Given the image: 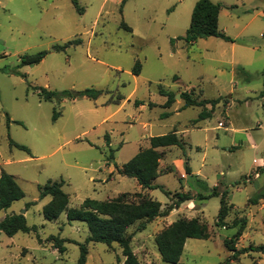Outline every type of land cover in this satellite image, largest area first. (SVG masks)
I'll list each match as a JSON object with an SVG mask.
<instances>
[{
    "label": "rangeland",
    "instance_id": "obj_1",
    "mask_svg": "<svg viewBox=\"0 0 264 264\" xmlns=\"http://www.w3.org/2000/svg\"><path fill=\"white\" fill-rule=\"evenodd\" d=\"M78 1L82 14L72 0H0V177L13 175L25 192L0 211V221L21 214L37 229L12 237L0 231V264H78L84 245L87 264L125 261L117 243L87 244L88 226L69 221L67 212L47 221L43 209L51 197L41 199L40 187L65 181L69 209L87 199L108 201L142 192L137 180L120 169L149 148L152 137L174 131L182 146L164 150L155 184L194 199L144 231L137 233L140 223L129 229L141 264H168L157 236L177 220L194 218L208 226L210 238L189 239L179 264H264L259 252L233 260L225 245L243 220L237 250L264 245V200L249 202L264 189V0H212L223 5L219 29L234 42L211 37L192 45L177 39L186 35L200 0H128L123 6L117 0ZM79 39L82 43L66 52L57 50ZM39 52H47L40 64L23 65L22 57ZM138 61L142 69L136 76ZM37 88L103 93L97 100L45 101ZM160 88L219 103L206 107L211 117L194 129L192 122L203 108L183 109L185 101L178 98L166 109ZM55 112L60 113L57 120ZM216 187L220 194L228 191L232 206L225 227L217 225L221 197H209ZM146 192L163 209L175 200L161 188ZM52 237L66 240L64 254L54 248Z\"/></svg>",
    "mask_w": 264,
    "mask_h": 264
},
{
    "label": "trees",
    "instance_id": "obj_2",
    "mask_svg": "<svg viewBox=\"0 0 264 264\" xmlns=\"http://www.w3.org/2000/svg\"><path fill=\"white\" fill-rule=\"evenodd\" d=\"M75 8L82 14L84 9L80 7L78 0H72ZM127 2L123 0L122 6ZM223 9L220 3H214L212 0H200L193 11L191 24L184 37L177 40H184L187 44H195L200 39H208L211 37L220 38L226 42H234V40L227 36L219 29V16ZM122 27L132 32L131 28L122 23ZM175 41L173 40L172 43ZM82 43V40H75L68 42L64 46L57 47L58 51L66 52L69 48L77 46ZM47 56V52H39L34 55H26L22 57L23 65H38ZM142 64L138 61L133 69V74L139 76L141 74ZM241 74L247 79L250 75L241 70ZM177 80V79H176ZM40 91L39 96L45 101L64 100L68 98L87 97L92 100H97L103 91L96 89H86L80 92L77 96H73L69 91H50L46 88H37ZM159 93L167 98V102L163 105L164 108L170 109L175 103L176 94L165 91L160 88ZM264 98V91L261 95ZM181 98L185 101L183 109L189 107H202L203 110L197 120L192 122L196 125L202 120L211 117L213 112L206 109L207 105L213 104V107L219 103V100H202L197 101L190 94L184 93ZM136 105H144L143 102H136ZM150 104V107H153ZM58 112H55L54 120L59 117ZM169 114L166 113L165 116ZM107 145L111 147L110 136L106 135ZM11 146L24 150L30 153V149L26 146L20 145L11 141ZM182 143L176 131L171 134L159 137H152L150 139V147L140 152L128 163L124 164L120 169V174L128 178L136 179L143 190H154L161 188L163 192L170 198H175L172 204L163 209L162 203L154 200L147 194L124 193L119 197L108 200L98 201L93 199L85 200L80 208L69 209L70 197L64 192L63 186L65 181L49 182L45 186L40 187V197L44 199L51 197V202L43 209L44 218L47 221L53 222L60 218V216L67 212L69 221H80L85 223L90 235L87 238L89 243H104L112 246L117 243L122 249L125 261L119 259L118 264H141L132 247L133 234H128L129 229L137 223H140L137 233L144 231L147 224L155 221L160 217L169 216L175 209H179L182 204L193 200L194 197L189 193H175L167 191L164 187L155 184L156 180L162 174L160 170V162L163 158L164 152L161 149L170 147H181ZM185 171L191 174V168L186 166ZM219 187V186H218ZM216 187L209 197L220 196L221 208L218 215L217 225L226 226L225 220L228 217L231 205L228 203V191L222 194L218 193ZM25 192L18 183L17 179L6 172H3L0 177V211L7 210L12 205L23 199ZM207 197V198H209ZM206 198V197H201ZM264 200V189L249 199L250 204L258 205ZM246 220H243V225L240 230L231 239L225 241L227 249L233 253V260L237 259V254H244L245 252H259L264 255V245L258 247H250L248 249L237 250V242L242 237ZM36 228L28 226L26 217L24 215L7 216L0 221V231L12 237L16 234L31 233L36 231ZM210 238L208 226L201 223L200 219L194 218L191 220L180 219L171 224L167 229L163 230L157 238L156 243L162 261L168 264H179L184 255L186 243L189 239L207 240ZM54 241V248L64 254L67 250L65 247L66 240L59 237H52ZM89 255V248L87 245L81 247V256L78 264H87Z\"/></svg>",
    "mask_w": 264,
    "mask_h": 264
},
{
    "label": "crops",
    "instance_id": "obj_3",
    "mask_svg": "<svg viewBox=\"0 0 264 264\" xmlns=\"http://www.w3.org/2000/svg\"><path fill=\"white\" fill-rule=\"evenodd\" d=\"M128 1V0H127ZM117 2L119 3V2H123V0H117ZM127 101H129V99L127 100ZM166 102H167V100H166ZM165 102V103H166ZM164 103V104H165ZM208 106V105H207ZM173 107V106H172ZM171 107V108H172ZM141 108H144V105H141ZM170 108V109H171ZM177 111L179 112L180 110L179 109H177ZM194 129H201V127H200V125H199V123H197L194 127H193ZM171 148V147H170ZM168 149V148H167ZM167 149H161L160 151H162V152H164V150H167ZM160 170H161V166H160ZM162 171V170H161ZM139 184V183H138ZM139 190H141L142 192H137V193H143V194H147V192L146 191H150V190H143L142 189V187L139 185ZM148 195V194H147Z\"/></svg>",
    "mask_w": 264,
    "mask_h": 264
},
{
    "label": "water",
    "instance_id": "obj_4",
    "mask_svg": "<svg viewBox=\"0 0 264 264\" xmlns=\"http://www.w3.org/2000/svg\"><path fill=\"white\" fill-rule=\"evenodd\" d=\"M73 95H74V96H77L78 93H73ZM178 98L180 99V98H181V95H177V96H176V99H178Z\"/></svg>",
    "mask_w": 264,
    "mask_h": 264
},
{
    "label": "built area",
    "instance_id": "obj_5",
    "mask_svg": "<svg viewBox=\"0 0 264 264\" xmlns=\"http://www.w3.org/2000/svg\"><path fill=\"white\" fill-rule=\"evenodd\" d=\"M219 127H223V123H220V124H219Z\"/></svg>",
    "mask_w": 264,
    "mask_h": 264
}]
</instances>
